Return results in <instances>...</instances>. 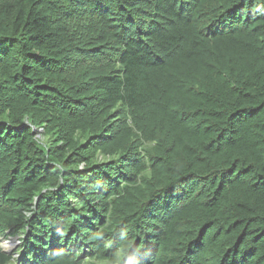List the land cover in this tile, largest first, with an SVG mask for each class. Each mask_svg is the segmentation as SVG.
I'll return each mask as SVG.
<instances>
[{
	"label": "trees",
	"instance_id": "16d2710c",
	"mask_svg": "<svg viewBox=\"0 0 264 264\" xmlns=\"http://www.w3.org/2000/svg\"><path fill=\"white\" fill-rule=\"evenodd\" d=\"M0 264H264V0H0Z\"/></svg>",
	"mask_w": 264,
	"mask_h": 264
},
{
	"label": "rangeland",
	"instance_id": "374dc122",
	"mask_svg": "<svg viewBox=\"0 0 264 264\" xmlns=\"http://www.w3.org/2000/svg\"><path fill=\"white\" fill-rule=\"evenodd\" d=\"M14 240H15L14 238H5V237H2V236L0 237V242H1V245H3V247H4V250H6L9 253H13V252L14 253H17L16 256H19V245H20V241L18 240L19 242H17V244H15V241ZM5 242L14 243V244H13L12 247L7 248L5 246V244H6Z\"/></svg>",
	"mask_w": 264,
	"mask_h": 264
},
{
	"label": "bare ground",
	"instance_id": "6f19581e",
	"mask_svg": "<svg viewBox=\"0 0 264 264\" xmlns=\"http://www.w3.org/2000/svg\"><path fill=\"white\" fill-rule=\"evenodd\" d=\"M6 244H5V246L7 247V248H9V247H12L13 246V244L12 243H9V242H5Z\"/></svg>",
	"mask_w": 264,
	"mask_h": 264
},
{
	"label": "water",
	"instance_id": "95a60500",
	"mask_svg": "<svg viewBox=\"0 0 264 264\" xmlns=\"http://www.w3.org/2000/svg\"><path fill=\"white\" fill-rule=\"evenodd\" d=\"M12 238H14L15 240V244H17V242H19L20 241V238L19 237H12ZM13 240V239H12ZM19 240V241H18ZM13 244V243H12Z\"/></svg>",
	"mask_w": 264,
	"mask_h": 264
},
{
	"label": "clouds",
	"instance_id": "9594fccd",
	"mask_svg": "<svg viewBox=\"0 0 264 264\" xmlns=\"http://www.w3.org/2000/svg\"><path fill=\"white\" fill-rule=\"evenodd\" d=\"M10 240V239H9ZM2 247H3V245H1ZM3 249H4V247H3Z\"/></svg>",
	"mask_w": 264,
	"mask_h": 264
}]
</instances>
